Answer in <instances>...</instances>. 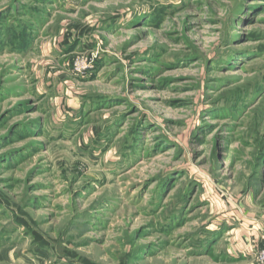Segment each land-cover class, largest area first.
Returning a JSON list of instances; mask_svg holds the SVG:
<instances>
[{"label":"rangeland","instance_id":"1","mask_svg":"<svg viewBox=\"0 0 264 264\" xmlns=\"http://www.w3.org/2000/svg\"><path fill=\"white\" fill-rule=\"evenodd\" d=\"M252 219L264 0H0L12 264H246L223 239Z\"/></svg>","mask_w":264,"mask_h":264},{"label":"crops","instance_id":"2","mask_svg":"<svg viewBox=\"0 0 264 264\" xmlns=\"http://www.w3.org/2000/svg\"><path fill=\"white\" fill-rule=\"evenodd\" d=\"M227 229V226H225ZM224 242L228 243L227 253L229 257L241 258L239 262L251 264L256 257L259 246L264 241V221L254 220L240 221L236 226L225 230ZM12 255L0 253V264H12ZM33 264V262H28ZM253 264V263H252Z\"/></svg>","mask_w":264,"mask_h":264},{"label":"built area","instance_id":"3","mask_svg":"<svg viewBox=\"0 0 264 264\" xmlns=\"http://www.w3.org/2000/svg\"><path fill=\"white\" fill-rule=\"evenodd\" d=\"M255 259V264H264V241L261 246L258 247Z\"/></svg>","mask_w":264,"mask_h":264}]
</instances>
